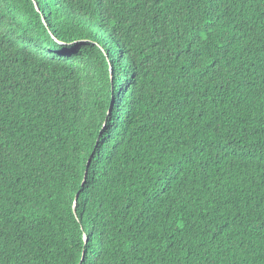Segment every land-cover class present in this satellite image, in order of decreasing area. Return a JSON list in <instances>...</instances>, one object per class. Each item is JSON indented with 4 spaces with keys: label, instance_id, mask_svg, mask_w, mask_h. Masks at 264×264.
<instances>
[{
    "label": "trees",
    "instance_id": "16d2710c",
    "mask_svg": "<svg viewBox=\"0 0 264 264\" xmlns=\"http://www.w3.org/2000/svg\"><path fill=\"white\" fill-rule=\"evenodd\" d=\"M0 264H264V0H0Z\"/></svg>",
    "mask_w": 264,
    "mask_h": 264
},
{
    "label": "water",
    "instance_id": "95a60500",
    "mask_svg": "<svg viewBox=\"0 0 264 264\" xmlns=\"http://www.w3.org/2000/svg\"><path fill=\"white\" fill-rule=\"evenodd\" d=\"M84 241H85V243H87V238L86 237H84ZM82 259H83V256H82ZM82 261V260H81Z\"/></svg>",
    "mask_w": 264,
    "mask_h": 264
},
{
    "label": "bare ground",
    "instance_id": "6f19581e",
    "mask_svg": "<svg viewBox=\"0 0 264 264\" xmlns=\"http://www.w3.org/2000/svg\"><path fill=\"white\" fill-rule=\"evenodd\" d=\"M250 1V0H249ZM257 2V1H256ZM215 219V218H214ZM22 258V257H21ZM25 259V258H24Z\"/></svg>",
    "mask_w": 264,
    "mask_h": 264
}]
</instances>
